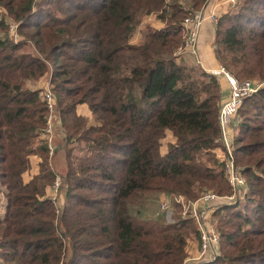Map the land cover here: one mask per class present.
Segmentation results:
<instances>
[{"label":"trees","instance_id":"obj_1","mask_svg":"<svg viewBox=\"0 0 264 264\" xmlns=\"http://www.w3.org/2000/svg\"><path fill=\"white\" fill-rule=\"evenodd\" d=\"M207 2L0 0V264H184L192 255L199 229L181 205L172 223L141 207L168 193L233 191L218 154L221 83L175 56L185 17ZM145 15L160 25L141 27ZM214 42L236 77L264 83V0L223 12ZM45 82L56 96L53 156L41 136ZM237 118L234 155L249 192L216 205L220 255L199 264H264V84ZM57 177L59 215L49 197Z\"/></svg>","mask_w":264,"mask_h":264},{"label":"built area","instance_id":"obj_2","mask_svg":"<svg viewBox=\"0 0 264 264\" xmlns=\"http://www.w3.org/2000/svg\"><path fill=\"white\" fill-rule=\"evenodd\" d=\"M228 7L235 8L240 0H224ZM207 4V3H206ZM205 5L201 10L195 11L184 19L186 34L180 49L175 56H183L191 53L197 57L198 64L202 69L226 81L228 90L222 88V98L219 109V126L221 142V159L224 163L225 175L232 186V193L220 195L215 191L204 192L196 200H187L184 196L176 193H168L159 198V208L163 212L165 219L172 223L176 221V205H181V216L190 217L195 220L199 229V242L196 253L188 257L184 264H199L214 260L220 255V232L213 219V210L216 205L235 204L244 202L249 192V184L242 173L240 166L236 164L234 155L235 131L233 121L237 118L238 110L243 101L255 94L263 86V82L253 79H239L225 65L219 63L215 69H205L197 53L198 39L205 20L210 19L216 25L219 22L222 13L213 8L210 12L206 11ZM18 24L12 22L10 30L16 32ZM17 37V35H16ZM216 47V46H215ZM43 100L47 104L48 114L45 120V126L42 129L41 136L46 140L50 156L56 152L54 144L55 139V109L56 96L45 82L42 90ZM49 197L56 207L57 215L61 212L60 206V179L54 181Z\"/></svg>","mask_w":264,"mask_h":264},{"label":"crops","instance_id":"obj_3","mask_svg":"<svg viewBox=\"0 0 264 264\" xmlns=\"http://www.w3.org/2000/svg\"><path fill=\"white\" fill-rule=\"evenodd\" d=\"M223 1L224 0H208L206 4L207 6L206 11L210 12L213 8H215L217 12H220V13L226 12L230 8L225 6L227 4H224ZM215 29H216L215 23H213L210 19L205 20L203 27L201 29V32H200L199 39H198L197 53L199 55V59L201 60L204 68L207 70L217 68V66L220 63L217 59L216 51H215V42H214ZM138 39H139V35H136L133 41L136 42L138 41ZM183 59L190 65L200 66L198 64L197 57L191 53L184 54ZM220 83L224 91L228 90L226 81L223 78H220ZM237 121H238V118H235L232 124L233 127L234 125L237 124ZM218 154L221 155L220 150L218 151ZM34 172H37V170ZM193 246L194 247L192 250V254L197 252L198 243H194Z\"/></svg>","mask_w":264,"mask_h":264},{"label":"rangeland","instance_id":"obj_4","mask_svg":"<svg viewBox=\"0 0 264 264\" xmlns=\"http://www.w3.org/2000/svg\"><path fill=\"white\" fill-rule=\"evenodd\" d=\"M225 6L228 7V5H225ZM148 22H152L153 24L160 25V23L157 22V18L155 17V15H145L143 18V22L141 24V27L145 23H148ZM139 32L140 31H138L137 34H139ZM37 162H38V159L35 158L34 159V171L37 170ZM141 208H142L141 214L143 217L156 218V217L162 216V214H163V212H161V210L159 208V196H157V197L154 196V197L148 198L147 200H145L143 202V206Z\"/></svg>","mask_w":264,"mask_h":264}]
</instances>
